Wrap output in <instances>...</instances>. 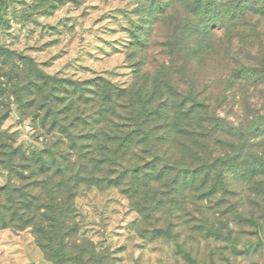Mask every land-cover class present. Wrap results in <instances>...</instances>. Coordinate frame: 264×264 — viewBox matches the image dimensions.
Returning <instances> with one entry per match:
<instances>
[{"label":"rangeland","instance_id":"374dc122","mask_svg":"<svg viewBox=\"0 0 264 264\" xmlns=\"http://www.w3.org/2000/svg\"><path fill=\"white\" fill-rule=\"evenodd\" d=\"M202 1L199 13L197 0H0V49L81 82L58 83L68 88L69 116L89 122L78 133L99 142L115 117H219L209 145L171 132L163 149L177 164L214 163L212 176L222 170L226 185L203 199L190 189L154 194L159 184L127 190L115 172L87 165L72 198L54 204L30 174L35 164L11 176L0 154V264H264V0ZM5 55L0 110L7 103L11 112L0 117V133L29 156L46 140L32 110L19 115L9 80L16 66ZM191 94L206 106L190 108Z\"/></svg>","mask_w":264,"mask_h":264},{"label":"trees","instance_id":"16d2710c","mask_svg":"<svg viewBox=\"0 0 264 264\" xmlns=\"http://www.w3.org/2000/svg\"><path fill=\"white\" fill-rule=\"evenodd\" d=\"M207 7L208 5L202 0H197V12L202 13ZM214 24L215 22L208 23L206 27H203V35L212 33ZM0 50L6 53L5 60L12 61L9 62L10 67L15 68L16 66V71L12 77H9V80L11 93L15 94L16 101L20 106L19 115L23 116L28 110H32L34 112L31 115L33 128L39 136L46 140L42 150L38 153L31 152L28 156L25 152H21V147L7 143V139L0 133V154L5 155L3 161L5 160L6 169L11 176L12 173L19 174L17 167L22 169L24 164H35L37 171L33 170L30 174L36 175L35 181L38 183V187L45 191L44 196L49 201L56 204L58 200L72 198L75 184L80 178L82 180L83 176H87L82 173L86 170L87 165H91L94 169L98 167L102 168L101 170L106 169L109 174L115 172L116 177L113 179L116 181L115 184L121 185V182L126 180L127 190L137 191L143 185L154 183L155 185L159 184L158 187L153 188L154 194L159 192L160 194L183 193L186 189H190L194 197L203 199L215 192L219 186L226 189V185L222 181V170L216 171V174L212 176L214 163L206 161L205 165L193 168L185 164H177L172 161L169 150L163 149V144L170 139L171 132L175 140L181 139L183 143L209 145L207 142L210 141L211 136L219 131L220 122H222L219 117H182L176 121L171 119L170 122L167 117H115V120L108 118L110 125L107 126H109L110 133H104L98 142L97 134L85 136L78 133V131L81 132L78 130L79 127L87 125L89 122L84 117L69 116L72 103L67 101L65 103L67 100L65 94H67L68 88L60 87L65 82L77 86L81 83L80 81L55 78L43 72L31 60L20 65V63H16L11 51L6 48ZM0 75L2 76V74ZM5 75L10 76V73H3V76ZM2 86L0 81V93H3L4 90ZM190 97L192 101L190 108L206 106L197 96L191 94ZM4 106L5 109L0 110V117L3 119L8 117L11 112V107L7 103H4ZM37 111H43L41 117H36L38 116L35 113ZM91 122L92 125H97L101 123V117H94ZM111 127L115 128L116 132H113ZM163 127L166 130L161 134L159 131L161 132ZM259 128L254 125L251 130ZM217 142L219 141L217 140ZM63 144L65 147L62 148ZM133 146H137L135 152L138 155L134 152H131L133 156L130 154ZM159 147L162 148L159 149ZM18 157L21 158V161L17 163L15 160ZM259 164L261 166L259 170L264 169L262 168L264 159H261ZM230 168H233V165ZM247 168L253 174L259 171L250 163ZM93 174L92 172L88 176L95 178ZM23 178H27V176H24L21 171L19 179ZM98 178L96 177V179ZM10 180L13 179L10 178ZM73 180H75L74 184H71ZM108 180H112L109 175ZM209 183L212 185L208 187ZM13 189L20 192L19 197L23 198L24 193L19 188L13 185ZM38 194L37 198L42 193L38 192ZM27 196L29 197V194ZM66 210L67 208L64 209V211ZM239 219L240 222L256 223L252 217L240 216Z\"/></svg>","mask_w":264,"mask_h":264}]
</instances>
